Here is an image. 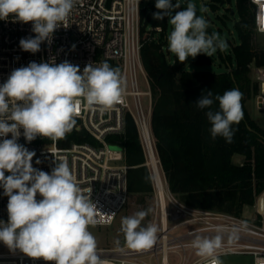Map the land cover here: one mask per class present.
<instances>
[{
	"label": "clouds",
	"instance_id": "9594fccd",
	"mask_svg": "<svg viewBox=\"0 0 264 264\" xmlns=\"http://www.w3.org/2000/svg\"><path fill=\"white\" fill-rule=\"evenodd\" d=\"M75 3L76 0H0V19L32 22L35 37L22 38L19 43L22 50L36 53L42 42L51 43L57 28L67 27L65 22ZM252 3L257 6V30L264 33V0ZM155 7L163 12L153 13V18L162 20L168 16L173 26L168 48L179 62L198 54L212 57L217 49H226V41L218 33H207L208 22L197 16L195 4L189 2L184 10L175 11L179 3L156 0ZM124 92L119 69L106 61L95 67L89 64L82 73L79 66L68 61L30 62L13 70L0 85V138H4L0 140V187L8 197V221L0 220V242L10 251L19 250L27 257L51 264H104L97 254L96 239L88 230L99 222V211L90 199L91 188L85 194L66 159L56 160L50 174L33 168L35 152L17 141L20 129L27 142L37 136L53 141L63 139L75 128L82 103L98 106L101 111L111 109L123 102ZM242 96L238 89L215 97L208 90L195 103L199 109H211L214 101H219V111L206 112L213 139L221 136L232 142V125L243 118ZM8 134L10 139L6 138ZM5 172L10 175L5 176ZM37 194L42 199L37 200ZM148 211L122 219L121 230L131 249H151L157 241L155 225L140 227ZM222 239L219 234L197 236L192 246L205 264H221L215 253L221 248ZM256 264H264V258L258 257Z\"/></svg>",
	"mask_w": 264,
	"mask_h": 264
},
{
	"label": "built area",
	"instance_id": "2783aa9c",
	"mask_svg": "<svg viewBox=\"0 0 264 264\" xmlns=\"http://www.w3.org/2000/svg\"><path fill=\"white\" fill-rule=\"evenodd\" d=\"M255 24L256 5L248 0ZM140 0H76L75 6L65 24L57 28L51 37V43L44 41L36 53L24 51L20 47L22 38L35 37L32 22L14 21L11 17L0 19V85L5 83L11 72L26 67L30 62L68 61L79 66L83 72L85 66H98L110 62L118 68L124 81L123 102L111 109L101 111L98 106L82 103L76 117L77 127L83 128L91 141L66 142V139L53 141L47 137L37 136L27 142L20 129L18 143L31 152H35L32 166L35 169L51 173L56 160L66 159L75 182L87 194L91 188L90 199L96 205L99 222L96 225L110 224L128 198L127 170L124 153L119 143L109 139L112 135L124 131L126 118L133 119L140 141L147 157L153 151L150 116L152 93L148 75L141 61V47L145 41L155 38L160 25L147 26L141 32ZM73 45L75 47L73 48ZM166 46V45H165ZM163 46V48L165 47ZM252 79L258 89L253 95L255 106L264 110V66L253 59L249 64ZM140 71L147 89L142 90L137 80ZM130 88H126V77ZM131 96L134 108H130L127 97ZM141 96L147 99L144 108ZM66 137V136H65ZM6 138H11L8 134ZM4 138H0L2 140ZM40 163L37 164L36 161ZM150 160V159H149ZM150 166V162L147 160ZM10 175L5 172V176ZM155 209L151 225H155L157 241L151 249L135 250L127 244L113 248H97V254L104 264H173L171 256H179L174 264H205V260L196 257L189 261L187 256L195 248L193 240L197 236L214 237L221 235L222 246L215 255L249 254L252 264L257 258H264V224L240 214L192 207L177 198L171 192L165 177L150 166ZM0 187V220L8 221V197L3 195ZM264 193V192H262ZM264 207L263 195H261ZM37 200L42 197L37 194ZM262 213V210H259ZM0 264H51L43 259H33L16 250L10 251L0 242Z\"/></svg>",
	"mask_w": 264,
	"mask_h": 264
},
{
	"label": "trees",
	"instance_id": "16d2710c",
	"mask_svg": "<svg viewBox=\"0 0 264 264\" xmlns=\"http://www.w3.org/2000/svg\"><path fill=\"white\" fill-rule=\"evenodd\" d=\"M211 1L215 6L217 1L230 0ZM235 7L238 20L234 27L239 43L231 45L229 53L219 52L226 63L223 71L187 70L176 56L170 62L163 51L166 16L153 21V25H160L162 30L154 32L155 38L144 42L140 53L151 85L153 152L169 189L192 207L240 214L264 192V129L245 106V101L258 89L248 64L254 59L264 66V49L253 47V14L248 0H235ZM206 31L211 34L210 29ZM195 61L209 63L210 58L198 54ZM231 89H238L243 94V118L239 124L232 125L234 135L228 143L221 136L211 137V124L206 116L209 110H220L219 101H214L211 109H199L195 103L208 90L215 97ZM65 139L66 142L91 141L89 134L77 126L66 134ZM109 139L122 147L124 161L129 166L128 194L139 195L144 201L153 192V186L148 157L133 119L128 116L123 133ZM235 153L244 156L241 164L232 161Z\"/></svg>",
	"mask_w": 264,
	"mask_h": 264
},
{
	"label": "rangeland",
	"instance_id": "374dc122",
	"mask_svg": "<svg viewBox=\"0 0 264 264\" xmlns=\"http://www.w3.org/2000/svg\"><path fill=\"white\" fill-rule=\"evenodd\" d=\"M172 4L175 5L179 3L180 7L175 9V11L184 10L187 7L189 2L196 5V14L197 16H203L208 22V29L211 30L212 33H218L220 38L226 41L227 47L225 50L221 51L217 49V51L210 58L209 63H197L196 57H189L184 62V68L187 70H209V71H223L226 68V63L220 58L219 52L229 53L231 45H235L239 43V38L237 36L234 23L238 20V14L235 7V0L230 1H217L215 2V6H212L211 0H171ZM140 5L142 6L143 15H141V19L143 25H141V32L144 31L145 23L147 26H151L153 21V13L163 12V10L157 9L155 7L156 0H140ZM207 9V11H201V9ZM175 13H173L174 15ZM147 20V21H146ZM167 28L165 31V47L163 48L164 53L170 62H173L175 54L171 53L168 48V36L173 30V26L169 23V17L166 16ZM156 36V34H155ZM251 40L253 43V47L256 49H264V33L255 32L253 29V33L251 35ZM234 64V61L232 60ZM250 76L252 78V72L250 69ZM137 80L139 83V87L142 90L147 89V84L140 73L137 71ZM126 88H130L129 78L126 77ZM130 108H134L133 99L131 96L127 97ZM141 100L144 108H146L147 99L145 96H141ZM245 106L250 116L254 119V121L264 129V110L258 109L255 106L253 96L245 101ZM78 122V120H76ZM149 161V158H148ZM151 166V165H150ZM160 173V172H159ZM163 177V174L160 173ZM264 193L259 194L254 201L252 206L244 208L240 215H244L248 217V219L253 220L256 224H264V207L262 213H259L257 210V201L258 198ZM178 198V197H177ZM179 199V198H178ZM180 200V199H179ZM155 209V198L154 192L149 194L144 198V201L140 199L139 195L128 194V198L124 204V206L117 213L114 220L108 225H95L89 226V231L93 234L97 242V248H113L120 247L126 243L125 235L122 229V219L125 217H131L135 215L139 211H148V215L141 221L140 227H147L151 224L153 219V212ZM139 230V229H137ZM189 257V261L198 257L196 255V249L187 253ZM179 256H171L169 259L170 263H177L179 261ZM221 264H252L253 258L249 254H223L219 257Z\"/></svg>",
	"mask_w": 264,
	"mask_h": 264
},
{
	"label": "bare ground",
	"instance_id": "6f19581e",
	"mask_svg": "<svg viewBox=\"0 0 264 264\" xmlns=\"http://www.w3.org/2000/svg\"><path fill=\"white\" fill-rule=\"evenodd\" d=\"M149 162H150V164L154 167V169L158 172L159 170H158V166H157V160H156V158H155V156H154V152L153 151H150L149 152ZM262 204H263V200H262V197L260 196L259 198H258V201H257V206H258V208H259V210H262Z\"/></svg>",
	"mask_w": 264,
	"mask_h": 264
},
{
	"label": "crops",
	"instance_id": "0c3cea01",
	"mask_svg": "<svg viewBox=\"0 0 264 264\" xmlns=\"http://www.w3.org/2000/svg\"><path fill=\"white\" fill-rule=\"evenodd\" d=\"M243 160H244V156L239 153H235L232 155V161L236 164H241Z\"/></svg>",
	"mask_w": 264,
	"mask_h": 264
}]
</instances>
